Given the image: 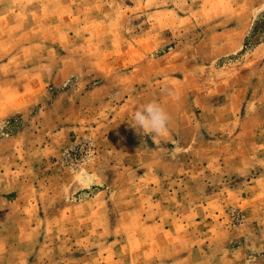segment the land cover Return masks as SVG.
<instances>
[{"label":"rangeland","instance_id":"obj_1","mask_svg":"<svg viewBox=\"0 0 264 264\" xmlns=\"http://www.w3.org/2000/svg\"><path fill=\"white\" fill-rule=\"evenodd\" d=\"M0 264H264V0H0Z\"/></svg>","mask_w":264,"mask_h":264},{"label":"clouds","instance_id":"obj_2","mask_svg":"<svg viewBox=\"0 0 264 264\" xmlns=\"http://www.w3.org/2000/svg\"><path fill=\"white\" fill-rule=\"evenodd\" d=\"M133 119L135 125L139 126L145 135L164 136L172 123L169 112L155 100L149 101L136 110Z\"/></svg>","mask_w":264,"mask_h":264}]
</instances>
